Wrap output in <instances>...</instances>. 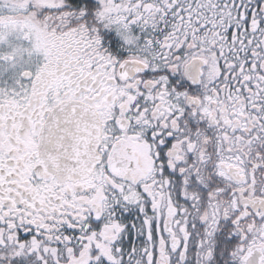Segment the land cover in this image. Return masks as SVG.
<instances>
[{"label": "snow or ice", "instance_id": "obj_1", "mask_svg": "<svg viewBox=\"0 0 264 264\" xmlns=\"http://www.w3.org/2000/svg\"><path fill=\"white\" fill-rule=\"evenodd\" d=\"M0 264H264V0H0Z\"/></svg>", "mask_w": 264, "mask_h": 264}]
</instances>
